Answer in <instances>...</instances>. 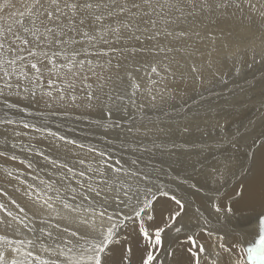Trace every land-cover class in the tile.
Wrapping results in <instances>:
<instances>
[{
	"label": "snow or ice",
	"instance_id": "obj_1",
	"mask_svg": "<svg viewBox=\"0 0 264 264\" xmlns=\"http://www.w3.org/2000/svg\"><path fill=\"white\" fill-rule=\"evenodd\" d=\"M0 264H264V0H0Z\"/></svg>",
	"mask_w": 264,
	"mask_h": 264
},
{
	"label": "bare ground",
	"instance_id": "obj_2",
	"mask_svg": "<svg viewBox=\"0 0 264 264\" xmlns=\"http://www.w3.org/2000/svg\"><path fill=\"white\" fill-rule=\"evenodd\" d=\"M233 87V85L230 83L228 85V87ZM256 99L258 100V96L256 97ZM257 107H259L258 103H257ZM251 115H255V110L252 111ZM239 121H237L238 123ZM236 125H233V128H235ZM209 133L211 136H216L217 133L215 131H211L209 130ZM194 142H196L197 144H199L201 141L207 142L208 144H212V141L208 139L207 136H201L200 133H195L193 135V137L191 138ZM215 156L217 158H219V153H215ZM204 157H207V160L204 161ZM200 159L201 161H203L206 164H211L212 163V155H209L207 152H204L202 156H198L196 153V150H193V154L192 156L186 160V164L185 167L187 168L188 172H191V165L196 164V161ZM252 221L254 223V216L252 213L248 212L247 210H242V212L240 214H238L237 216V221L241 227H244L246 230L248 229V223L249 221ZM246 245L245 246H250L251 243H258L259 241V233L258 230L253 229V230H248L247 231V237H246Z\"/></svg>",
	"mask_w": 264,
	"mask_h": 264
},
{
	"label": "rangeland",
	"instance_id": "obj_3",
	"mask_svg": "<svg viewBox=\"0 0 264 264\" xmlns=\"http://www.w3.org/2000/svg\"><path fill=\"white\" fill-rule=\"evenodd\" d=\"M231 87V86H230Z\"/></svg>",
	"mask_w": 264,
	"mask_h": 264
}]
</instances>
